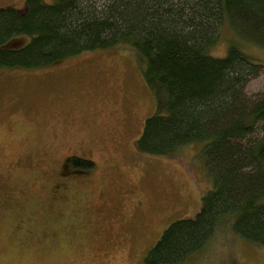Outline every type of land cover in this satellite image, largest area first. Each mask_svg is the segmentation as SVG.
Wrapping results in <instances>:
<instances>
[{
    "label": "rangeland",
    "instance_id": "rangeland-1",
    "mask_svg": "<svg viewBox=\"0 0 264 264\" xmlns=\"http://www.w3.org/2000/svg\"><path fill=\"white\" fill-rule=\"evenodd\" d=\"M23 1L0 0V8ZM229 34L222 30L210 56H224ZM243 48L264 62V49ZM263 91L264 69L245 88L248 96ZM155 110L123 51L0 68V264H144L171 222L194 216L212 187L202 145L174 158L139 152L135 142ZM70 157L93 163L90 178L57 193L55 173ZM206 245L185 264H264V247L228 234Z\"/></svg>",
    "mask_w": 264,
    "mask_h": 264
},
{
    "label": "trees",
    "instance_id": "trees-1",
    "mask_svg": "<svg viewBox=\"0 0 264 264\" xmlns=\"http://www.w3.org/2000/svg\"><path fill=\"white\" fill-rule=\"evenodd\" d=\"M224 28L226 52L210 56ZM245 45L264 49V0H24L0 8V68H51L84 53L123 51L156 103L136 149L174 158L202 145L212 187L194 216L164 229L144 264H185L227 234L264 247V91L245 92L264 62ZM71 163L93 169L88 160Z\"/></svg>",
    "mask_w": 264,
    "mask_h": 264
},
{
    "label": "flooded vegetation",
    "instance_id": "flooded-vegetation-1",
    "mask_svg": "<svg viewBox=\"0 0 264 264\" xmlns=\"http://www.w3.org/2000/svg\"><path fill=\"white\" fill-rule=\"evenodd\" d=\"M58 94H59V96H58V98H59L61 94L60 93H58ZM73 158L74 157H70V158L65 159L63 161L62 166H60L61 171L58 170V172L60 173L59 174L60 177H58L57 173H55V177L59 182V191L64 190V185H70V186L74 187V185H72L73 182H77L79 180H80L79 182H83V180L86 181V178H83L82 176H80V174H82V171H78V169H75V167L72 165L71 161ZM62 171H67V173L62 174L61 173ZM91 172H92V170H91ZM87 176H89V175H87ZM89 178H90V176H89ZM66 182H68V183H66ZM66 223L71 224L70 222H66ZM72 225H75V222ZM64 231H66L68 234L69 233L79 234L81 232V227H75V228L67 227V228H64Z\"/></svg>",
    "mask_w": 264,
    "mask_h": 264
}]
</instances>
